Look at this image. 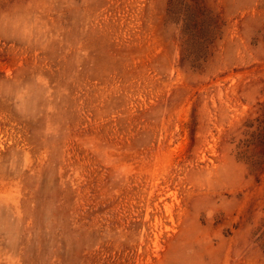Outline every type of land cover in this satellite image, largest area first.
Here are the masks:
<instances>
[{
    "label": "rangeland",
    "instance_id": "1",
    "mask_svg": "<svg viewBox=\"0 0 264 264\" xmlns=\"http://www.w3.org/2000/svg\"><path fill=\"white\" fill-rule=\"evenodd\" d=\"M0 264H264V0H0Z\"/></svg>",
    "mask_w": 264,
    "mask_h": 264
},
{
    "label": "trees",
    "instance_id": "2",
    "mask_svg": "<svg viewBox=\"0 0 264 264\" xmlns=\"http://www.w3.org/2000/svg\"><path fill=\"white\" fill-rule=\"evenodd\" d=\"M210 22L211 20L207 15L201 14V10L188 9V14L185 20V29L188 28L189 31L196 30L200 33L206 34L209 30ZM201 27L203 29H201Z\"/></svg>",
    "mask_w": 264,
    "mask_h": 264
}]
</instances>
